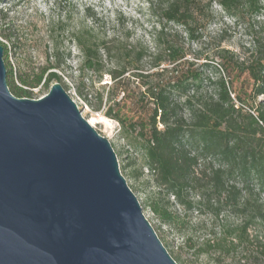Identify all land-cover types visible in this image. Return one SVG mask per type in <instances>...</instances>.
Instances as JSON below:
<instances>
[{"label":"trees","instance_id":"1","mask_svg":"<svg viewBox=\"0 0 264 264\" xmlns=\"http://www.w3.org/2000/svg\"><path fill=\"white\" fill-rule=\"evenodd\" d=\"M148 4L157 15L153 50L141 41H129V35L100 36L93 28H81L73 35L82 55L76 92L88 100L86 72L95 74L96 82L109 75L111 82L101 84L106 89L105 114L120 124L128 143L144 156L157 188L148 207L160 222L182 233L177 251L169 252L178 264H185V250L212 264L235 257L264 264V39L260 38L264 20L258 31L250 33L244 57L225 47L218 49L222 73H204L189 60L186 47V39L201 37L215 16V5L244 22L264 12V0H148ZM3 59L8 88L17 97H31L25 86L49 88L53 82L62 83L53 71L60 61L20 73L18 85L6 50ZM144 59H151L157 70L144 72ZM163 63L166 66L159 67ZM128 70L137 81L136 89L124 85ZM119 92L122 97L117 100ZM97 97L94 109L100 110L103 96L97 93ZM170 198L184 211L208 209L216 217L226 211L237 220L224 218L196 244L170 209Z\"/></svg>","mask_w":264,"mask_h":264},{"label":"water","instance_id":"2","mask_svg":"<svg viewBox=\"0 0 264 264\" xmlns=\"http://www.w3.org/2000/svg\"><path fill=\"white\" fill-rule=\"evenodd\" d=\"M3 54L0 44V264H178L109 140L60 82L13 95Z\"/></svg>","mask_w":264,"mask_h":264},{"label":"rangeland","instance_id":"3","mask_svg":"<svg viewBox=\"0 0 264 264\" xmlns=\"http://www.w3.org/2000/svg\"><path fill=\"white\" fill-rule=\"evenodd\" d=\"M148 5V0H0V44L7 52L9 65L18 85L20 83L16 77L20 73L36 72L42 66L61 62L60 67L53 71L61 76L62 86L76 102L83 117L109 140L116 153L120 172L136 195L145 217L167 251L174 252L181 243L182 233L160 222L148 207L147 202L157 188L151 179L144 156L140 150L128 143L120 124L105 114L106 89L103 90L101 84L111 82L109 75L105 73L102 81L96 82V75L86 72L85 81L88 88L85 91H90L87 101L77 94L75 88L82 55L73 35L81 28H93L100 36L129 35V41H141L153 50L152 32L157 15L150 12ZM214 9L215 16L202 30L201 37L190 42L186 39L189 60L194 61L196 66L209 75L218 71L222 73L219 69L221 59L217 53L218 49L225 47L241 58L244 57L246 48L251 45L250 33L258 31L259 22L264 20V12L252 19L238 22L224 14L219 6L215 5ZM260 38L264 39V27ZM141 65L144 72L152 73L157 70L151 66V59H144ZM163 65L165 67L166 63L159 67ZM124 79V85L128 84L129 88L136 89L137 81L131 76L130 70L124 74ZM92 80L95 82L91 86ZM25 88L31 91L29 98H39L45 95L50 87L38 85ZM97 93L103 96L100 110L94 109L98 104ZM121 97V92L116 94L117 100ZM261 98L262 96H259L257 100ZM121 107L123 111L127 110L122 104ZM193 195V192H190V196ZM170 203V209L180 216L184 231L193 235L196 244L206 238L213 227L224 218L230 222L237 220L226 211L216 217L208 209L184 211L172 198ZM182 259L185 264H212L207 262L204 256H194L192 250H185ZM223 264L251 262L235 257L224 259Z\"/></svg>","mask_w":264,"mask_h":264}]
</instances>
